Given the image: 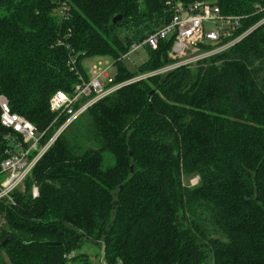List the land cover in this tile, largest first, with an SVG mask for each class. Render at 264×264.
<instances>
[{"label":"trees","instance_id":"obj_1","mask_svg":"<svg viewBox=\"0 0 264 264\" xmlns=\"http://www.w3.org/2000/svg\"><path fill=\"white\" fill-rule=\"evenodd\" d=\"M167 1L0 0V94L50 137L67 119L50 99L90 79L83 58L109 57L117 83L173 61V38L134 69L120 60L169 22ZM204 1L246 16L239 34L264 18V0ZM8 134L0 122V164ZM13 195L0 264H94L76 254L87 241L107 264H264V23L99 100Z\"/></svg>","mask_w":264,"mask_h":264},{"label":"built area","instance_id":"obj_2","mask_svg":"<svg viewBox=\"0 0 264 264\" xmlns=\"http://www.w3.org/2000/svg\"><path fill=\"white\" fill-rule=\"evenodd\" d=\"M167 5L171 11L169 22L143 42L133 44L120 60L135 65L132 55L142 47L157 49L160 40L173 38L168 53L173 61L157 70L139 73L119 83L115 82V74L109 73L114 63L103 68H92L88 81L81 77V82L72 92L58 91L51 97L50 109L57 114L55 121L64 115L67 119L50 137L46 138V131L40 132L23 115L13 112L9 99L0 94V122L9 130L6 136L8 141L6 156L0 164V177H3L0 179V200H6L7 204H15L13 193L15 190H24L25 180L38 161L63 131L99 100L122 86L164 74L180 66H194L199 61L232 47L264 23L263 18L239 34L246 16L224 13L217 4L204 0L188 4L182 0H168ZM61 9V14L64 15L66 6H62ZM259 9L264 10L263 7ZM32 191L34 197L39 195L37 187L34 186ZM3 224L4 220L0 216V229Z\"/></svg>","mask_w":264,"mask_h":264},{"label":"rangeland","instance_id":"obj_3","mask_svg":"<svg viewBox=\"0 0 264 264\" xmlns=\"http://www.w3.org/2000/svg\"><path fill=\"white\" fill-rule=\"evenodd\" d=\"M148 58L147 48L142 47L137 53L132 55V59L135 62V65L131 64L129 65L130 68L134 69L138 64H141ZM112 60L109 57L105 56H94V57H86L82 59V66L88 72V74L91 76V69L92 68H103L108 66L109 64L112 65ZM109 73L111 75H114L116 73V67L112 65L111 69L109 70ZM3 177H0L2 179ZM198 176H195L190 180V183L192 185H195L198 183ZM86 254L89 256L91 260H93L94 264H107L105 261V250L104 247H100L94 243L91 242H85L82 249L77 252L76 254ZM71 264H84V262L80 258H76L73 261H71Z\"/></svg>","mask_w":264,"mask_h":264},{"label":"water","instance_id":"obj_4","mask_svg":"<svg viewBox=\"0 0 264 264\" xmlns=\"http://www.w3.org/2000/svg\"><path fill=\"white\" fill-rule=\"evenodd\" d=\"M122 19V15H117L116 17H114L113 19V23H117L118 21H120ZM131 170L133 171V166L131 167ZM5 241H3L0 245V247L4 244ZM53 244H58V243H53Z\"/></svg>","mask_w":264,"mask_h":264}]
</instances>
